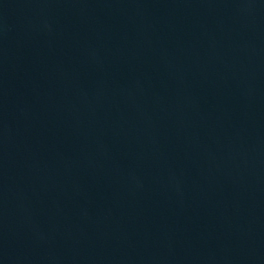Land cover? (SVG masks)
<instances>
[{
    "label": "water",
    "instance_id": "95a60500",
    "mask_svg": "<svg viewBox=\"0 0 264 264\" xmlns=\"http://www.w3.org/2000/svg\"><path fill=\"white\" fill-rule=\"evenodd\" d=\"M0 264H264V0H0Z\"/></svg>",
    "mask_w": 264,
    "mask_h": 264
}]
</instances>
